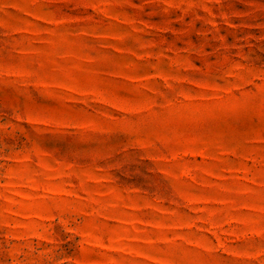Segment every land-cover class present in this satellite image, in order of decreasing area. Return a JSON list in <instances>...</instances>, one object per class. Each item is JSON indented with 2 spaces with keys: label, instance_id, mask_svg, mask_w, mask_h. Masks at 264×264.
I'll return each instance as SVG.
<instances>
[{
  "label": "rangeland",
  "instance_id": "1",
  "mask_svg": "<svg viewBox=\"0 0 264 264\" xmlns=\"http://www.w3.org/2000/svg\"><path fill=\"white\" fill-rule=\"evenodd\" d=\"M0 264H264V0H0Z\"/></svg>",
  "mask_w": 264,
  "mask_h": 264
}]
</instances>
